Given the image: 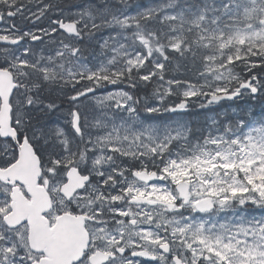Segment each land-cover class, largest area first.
I'll return each instance as SVG.
<instances>
[{
  "label": "snow or ice",
  "instance_id": "snow-or-ice-1",
  "mask_svg": "<svg viewBox=\"0 0 264 264\" xmlns=\"http://www.w3.org/2000/svg\"><path fill=\"white\" fill-rule=\"evenodd\" d=\"M0 24V264H264V0H0Z\"/></svg>",
  "mask_w": 264,
  "mask_h": 264
},
{
  "label": "trees",
  "instance_id": "trees-1",
  "mask_svg": "<svg viewBox=\"0 0 264 264\" xmlns=\"http://www.w3.org/2000/svg\"><path fill=\"white\" fill-rule=\"evenodd\" d=\"M229 105H234L235 109H239V108L246 107V102L244 100H235L233 102H223L222 105H220V106L227 108V106H229ZM247 105H254V110L257 113H259L261 110L260 105L254 104V102L249 101V102H247ZM206 112H208V110ZM189 117H190L189 119H192L195 122H199V123L204 122L202 113H197V112L195 113L193 111L192 113H189Z\"/></svg>",
  "mask_w": 264,
  "mask_h": 264
},
{
  "label": "rangeland",
  "instance_id": "rangeland-1",
  "mask_svg": "<svg viewBox=\"0 0 264 264\" xmlns=\"http://www.w3.org/2000/svg\"><path fill=\"white\" fill-rule=\"evenodd\" d=\"M20 22V21H19ZM235 106L234 105H229L227 106V108H224V107H221V106H212L211 108L209 109H193L190 113H192L193 111L196 113H202L203 115V120L205 121V119L207 117H210V116H215L217 113L221 112V111H224V110H227V112L229 113V116H231V112H232V109H234ZM208 110V112H206ZM206 112V113H205ZM188 119L190 118L189 115L187 117Z\"/></svg>",
  "mask_w": 264,
  "mask_h": 264
},
{
  "label": "flooded vegetation",
  "instance_id": "flooded-vegetation-1",
  "mask_svg": "<svg viewBox=\"0 0 264 264\" xmlns=\"http://www.w3.org/2000/svg\"><path fill=\"white\" fill-rule=\"evenodd\" d=\"M17 23H19V20L17 19V21H16ZM3 25L2 24H0V27H2Z\"/></svg>",
  "mask_w": 264,
  "mask_h": 264
},
{
  "label": "bare ground",
  "instance_id": "bare-ground-1",
  "mask_svg": "<svg viewBox=\"0 0 264 264\" xmlns=\"http://www.w3.org/2000/svg\"><path fill=\"white\" fill-rule=\"evenodd\" d=\"M229 102H233V101H229Z\"/></svg>",
  "mask_w": 264,
  "mask_h": 264
},
{
  "label": "water",
  "instance_id": "water-1",
  "mask_svg": "<svg viewBox=\"0 0 264 264\" xmlns=\"http://www.w3.org/2000/svg\"><path fill=\"white\" fill-rule=\"evenodd\" d=\"M226 102H229V101H226Z\"/></svg>",
  "mask_w": 264,
  "mask_h": 264
}]
</instances>
